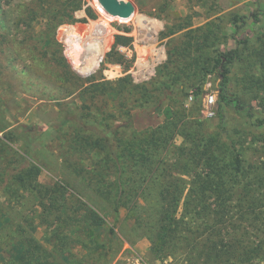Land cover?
I'll return each instance as SVG.
<instances>
[{"label":"trees","instance_id":"obj_1","mask_svg":"<svg viewBox=\"0 0 264 264\" xmlns=\"http://www.w3.org/2000/svg\"><path fill=\"white\" fill-rule=\"evenodd\" d=\"M254 5L249 14L234 13L228 19L232 32L227 42H233V47L219 46L220 22L226 20L217 18L170 38L162 76L138 85L131 75L114 81L77 76L83 103L76 108L62 105L65 166L116 214L136 211L145 203L149 217L155 218L152 252L158 259L178 247L186 254V264H264V139L253 138L260 152L250 162V142L231 124L238 120L264 129V115L242 99L235 82L243 67L258 66V43L264 52V0ZM37 6L51 16L46 19L60 25L77 23L75 14L84 4L82 0H38ZM55 6L59 12L52 15ZM86 13L96 19L92 8ZM187 27L168 28L164 35L174 36ZM121 47L133 50V38L116 35L101 70L105 64L121 65L125 72L132 69L136 54L128 60ZM91 48L95 55L100 46ZM198 62L204 77L216 74L221 80L216 137L204 134L172 102L180 90L200 103L202 83L191 92L188 83L176 84L181 79L190 81L189 71ZM260 75L252 72L239 79L247 88L259 89L264 87ZM158 112L164 116L162 124L137 128L142 119ZM12 135L9 131L0 137V191L8 196L9 207L19 210L20 221L0 211L1 261L83 264L76 251L85 252L86 258L94 255L105 219L80 197L72 201L67 185L42 184L41 168L15 148ZM178 138L180 146L175 144Z\"/></svg>","mask_w":264,"mask_h":264},{"label":"rangeland","instance_id":"obj_2","mask_svg":"<svg viewBox=\"0 0 264 264\" xmlns=\"http://www.w3.org/2000/svg\"><path fill=\"white\" fill-rule=\"evenodd\" d=\"M132 1L137 12L130 21L109 18L96 0H82L83 9L75 14L78 22L57 25L54 19L45 18L51 16L40 10L38 0H0V137L13 131L15 148L41 168L42 184L67 185L73 195L72 201L80 197L105 219L94 255L86 258L85 252L76 251L80 262L186 264V254L178 247H172L164 259H158L153 254L152 222H155V218L153 216L152 220V216L149 217L150 211L145 203L136 211L121 210L116 214L109 203L94 197L92 191L70 173L64 163L66 152L61 140L62 105L76 108L83 103L78 91L82 83L77 76H94L96 81H114L131 75L135 85L147 83L158 74L162 76L168 60L167 43L170 38L205 26L217 18L226 20L220 22L219 46L233 47V42H227L232 32L227 25L228 19L234 13L249 14L256 0ZM47 6L48 9L52 8V5ZM87 8L94 10L96 19L88 17ZM58 10L55 6L50 12L53 15ZM179 26L188 27L174 36L165 37L168 28ZM116 35L133 38V50L129 47L120 48L128 60L136 54L134 66L128 72L115 64H105V69L101 70L105 54L111 50ZM94 44L100 46L95 55L92 53L94 48H91ZM256 50L259 54L258 66H254V69L243 67L236 75L235 82L242 99L264 115V87L250 89L239 79L252 72L261 73L260 77L264 79V52L260 43L256 45ZM208 51V48L205 49V54ZM76 60L81 64L77 65ZM198 66H202V63L198 62L197 67L194 65L189 71L190 81L181 79L176 84L188 83L191 92L193 87L202 83L200 103L195 104L190 96H184L180 90L173 94L172 102L180 112L190 116L204 134L216 137L217 114L207 116L206 100L214 97L216 108L212 109L216 112L221 80L216 74L204 77ZM261 86H264V82ZM163 121L162 112H158L150 119H142L137 128L156 127ZM231 124L249 140L251 148L247 151V159L252 162L258 157L256 151L260 152L259 143L253 144L252 140L254 137L264 139V129L250 128L238 120H232ZM175 144L180 146L182 139L178 138ZM22 164L26 162L22 161ZM15 166L21 168V165ZM8 202V196L0 191V211H6L14 218V222L19 223V210L13 211ZM41 236L40 230L38 237ZM0 264H3L1 258Z\"/></svg>","mask_w":264,"mask_h":264},{"label":"water","instance_id":"obj_3","mask_svg":"<svg viewBox=\"0 0 264 264\" xmlns=\"http://www.w3.org/2000/svg\"><path fill=\"white\" fill-rule=\"evenodd\" d=\"M101 10L113 19L130 21L137 12L132 0H96Z\"/></svg>","mask_w":264,"mask_h":264},{"label":"built area","instance_id":"obj_4","mask_svg":"<svg viewBox=\"0 0 264 264\" xmlns=\"http://www.w3.org/2000/svg\"><path fill=\"white\" fill-rule=\"evenodd\" d=\"M206 102H207V116L209 117L215 116L216 112L214 109H212L213 107L216 108V101L214 97L213 96L208 97Z\"/></svg>","mask_w":264,"mask_h":264}]
</instances>
